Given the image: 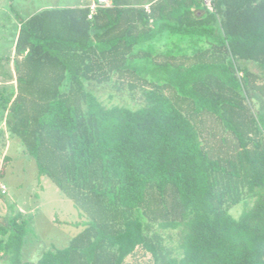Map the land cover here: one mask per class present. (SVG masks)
<instances>
[{
	"label": "trees",
	"instance_id": "trees-1",
	"mask_svg": "<svg viewBox=\"0 0 264 264\" xmlns=\"http://www.w3.org/2000/svg\"><path fill=\"white\" fill-rule=\"evenodd\" d=\"M109 2L20 18L0 56V123L81 217L29 259L31 217L8 203L0 260L264 264V0Z\"/></svg>",
	"mask_w": 264,
	"mask_h": 264
},
{
	"label": "rangeland",
	"instance_id": "rangeland-1",
	"mask_svg": "<svg viewBox=\"0 0 264 264\" xmlns=\"http://www.w3.org/2000/svg\"><path fill=\"white\" fill-rule=\"evenodd\" d=\"M81 0H0V56L11 53L14 37L18 31L20 18H27L45 7H56L77 4ZM82 4V1L80 2ZM0 79L8 80V66L1 63ZM5 76L4 79L3 77ZM100 98L106 104H127L136 106L142 102L139 90L134 95L129 90L98 88ZM109 93L113 94L110 97ZM4 155L8 158L3 159ZM0 185H5L6 191L0 196V222L8 213L7 204L30 218V224L38 240L31 241L25 247V257L32 259L33 254L45 247H65L78 227L74 222L81 219L73 207L72 200L65 197L57 186L46 176L39 175L35 160L23 151L18 139L10 137L4 122L0 123ZM240 206H234L231 212L237 215ZM171 244L174 245L178 235L176 230H170ZM24 250V248H23ZM29 251V252H28ZM0 264H5L0 260Z\"/></svg>",
	"mask_w": 264,
	"mask_h": 264
},
{
	"label": "built area",
	"instance_id": "built-area-1",
	"mask_svg": "<svg viewBox=\"0 0 264 264\" xmlns=\"http://www.w3.org/2000/svg\"><path fill=\"white\" fill-rule=\"evenodd\" d=\"M109 3H110L109 0H90V3H89V8H90L89 16H91V14L95 12L97 6L108 5ZM205 3L208 5V7L210 9H212L211 0H205ZM0 190H1L2 193H4L6 191L5 185H0Z\"/></svg>",
	"mask_w": 264,
	"mask_h": 264
},
{
	"label": "crops",
	"instance_id": "crops-1",
	"mask_svg": "<svg viewBox=\"0 0 264 264\" xmlns=\"http://www.w3.org/2000/svg\"><path fill=\"white\" fill-rule=\"evenodd\" d=\"M81 1H83V0H81ZM81 1H80V2H81ZM80 2H78L77 4L66 5V6H78V5H80ZM13 45H14V43H13ZM13 45H12V49H11L12 53H13ZM11 67H12V65H11ZM12 81H14V78L12 79ZM0 83H5V81L2 80V79H0ZM12 83H13V82H12Z\"/></svg>",
	"mask_w": 264,
	"mask_h": 264
}]
</instances>
